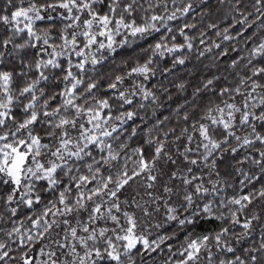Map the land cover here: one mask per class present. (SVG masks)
<instances>
[{"label":"snow or ice","instance_id":"1","mask_svg":"<svg viewBox=\"0 0 264 264\" xmlns=\"http://www.w3.org/2000/svg\"><path fill=\"white\" fill-rule=\"evenodd\" d=\"M0 264H264V0H0Z\"/></svg>","mask_w":264,"mask_h":264}]
</instances>
